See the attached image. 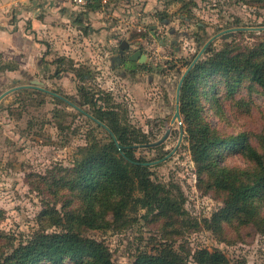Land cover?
Segmentation results:
<instances>
[{"label": "rangeland", "instance_id": "rangeland-1", "mask_svg": "<svg viewBox=\"0 0 264 264\" xmlns=\"http://www.w3.org/2000/svg\"><path fill=\"white\" fill-rule=\"evenodd\" d=\"M118 1L103 17V28L112 35L100 40L60 35L62 48L52 46L49 67L34 78L44 85L29 78L17 85L1 77L0 255H10L36 234L71 229L103 243L116 264H134L142 251L162 243L189 254L188 264H195L192 257L200 249L219 251L229 264H264L258 220L241 210L227 211V194L211 175L221 167L252 169L253 152L244 147L262 154L264 93L248 74L199 73L203 79L189 110L191 121L199 117L224 137L245 134L243 148L219 151L215 166L193 160L185 114L174 119L180 80L207 43L201 62L221 52L264 50V30L236 31L264 28V0H157L149 8ZM145 11L149 17L141 22ZM88 28L93 32V21ZM233 31L231 38L210 42ZM136 51L148 56L146 64L129 59ZM84 94L100 97L98 105L115 113L137 145L136 158L150 164V179L164 187L162 195L182 204L184 215L158 217L141 210L118 223L105 215L93 224L75 170L83 149L104 147L110 138L84 114L95 117L93 101ZM256 211L264 219V203ZM61 264L90 263L65 259Z\"/></svg>", "mask_w": 264, "mask_h": 264}, {"label": "trees", "instance_id": "trees-1", "mask_svg": "<svg viewBox=\"0 0 264 264\" xmlns=\"http://www.w3.org/2000/svg\"><path fill=\"white\" fill-rule=\"evenodd\" d=\"M103 7V0H90L83 9L96 12ZM199 73L248 74L264 93V50L259 48L248 55L234 56L221 52L209 62L198 60L183 81L180 112L185 114L188 123L191 154L196 163H209L210 167L215 166L213 161L219 157V151L243 148L245 134L224 137L199 117L191 121L189 110L195 102L197 84L203 79ZM189 95L192 99H189ZM84 97L93 101L95 117L84 114L100 128L106 129L110 138V143L104 147L96 143L93 147L83 149L86 154L75 170L76 186L92 210V215L88 217L93 220V224L95 220H104L105 215H111L113 223H118L130 213L139 214L141 210H146L148 215L156 213L158 217L184 215L182 204L169 195H162L164 187L150 179V164L136 158L137 145L132 143L128 129L118 124L115 113L98 105L102 99H96L95 94H84ZM260 147L261 155L250 145L244 147L245 151L253 152L255 163L252 169L221 167L217 171L213 170L211 175L213 184L227 194L226 210H241L246 217L257 219L264 232V219L256 211L257 205L264 203V134L260 136ZM99 228L102 227L99 225ZM189 258V254L184 255L183 251L162 243L153 251H142L134 264H188ZM65 259L78 262L87 260L90 264H116L103 243L75 234L71 229L62 233L36 234L27 244L12 249L10 255L2 252L0 264H61ZM192 259L195 264H229L222 253L208 249L196 251Z\"/></svg>", "mask_w": 264, "mask_h": 264}, {"label": "crops", "instance_id": "crops-1", "mask_svg": "<svg viewBox=\"0 0 264 264\" xmlns=\"http://www.w3.org/2000/svg\"><path fill=\"white\" fill-rule=\"evenodd\" d=\"M126 1L127 7L134 2L146 8L158 2ZM117 3L118 0H103L102 10L93 12L76 7L70 0H0V80L3 76L18 85L29 78V83L37 81L44 85L34 78L46 70L45 65L49 67L52 46L62 48L64 35H95L96 40L101 39L100 35H112V31L103 28L107 23L103 17L107 7ZM148 17L140 15L141 22ZM89 21H93V32L88 28ZM109 42L113 44L111 38Z\"/></svg>", "mask_w": 264, "mask_h": 264}, {"label": "water", "instance_id": "water-1", "mask_svg": "<svg viewBox=\"0 0 264 264\" xmlns=\"http://www.w3.org/2000/svg\"><path fill=\"white\" fill-rule=\"evenodd\" d=\"M243 30H250V31H263L264 28H246V29H243V28H238L236 29V31H243ZM235 31V30H234ZM231 32L229 35H226L224 33H221L217 36H215L213 39L210 40L213 41L215 38L217 37H220L222 40H226L228 38H231L234 36V33L235 32ZM125 45V43H123ZM208 44L207 43L204 48L201 50V52L199 53V55L196 57V59L194 60V62L192 63L191 67L186 71V73L182 76L181 80H180V83H179V87H178V91H177V108H176V115L174 117V119H178L180 121L181 119V116H180V105H179V101H180V91H181V87H182V84H183V81L185 79V77L187 76V74L189 73L190 69L192 68V66L200 59V57L203 55V53L205 52V50L208 48ZM124 47L121 46V54L123 55L124 54ZM127 49H128V46H127ZM131 61H138L140 64H146L147 61H148V56L144 53H142L141 51H136L134 52L130 58H129ZM33 83L35 84H39L37 81H34ZM29 87V86H28ZM28 87H24V88H28ZM1 99V98H0Z\"/></svg>", "mask_w": 264, "mask_h": 264}, {"label": "built area", "instance_id": "built-area-1", "mask_svg": "<svg viewBox=\"0 0 264 264\" xmlns=\"http://www.w3.org/2000/svg\"><path fill=\"white\" fill-rule=\"evenodd\" d=\"M30 2H34L37 0H27ZM76 7L79 8H84L85 6H87V4L89 3L90 0H70Z\"/></svg>", "mask_w": 264, "mask_h": 264}]
</instances>
